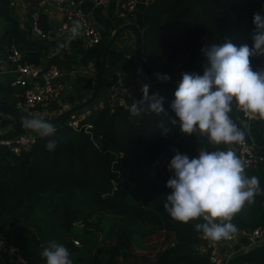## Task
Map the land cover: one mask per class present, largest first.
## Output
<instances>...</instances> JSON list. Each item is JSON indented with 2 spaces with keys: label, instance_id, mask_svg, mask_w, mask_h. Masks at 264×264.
I'll list each match as a JSON object with an SVG mask.
<instances>
[{
  "label": "trees",
  "instance_id": "obj_1",
  "mask_svg": "<svg viewBox=\"0 0 264 264\" xmlns=\"http://www.w3.org/2000/svg\"><path fill=\"white\" fill-rule=\"evenodd\" d=\"M69 1L79 3L96 24L105 23L92 0ZM262 9L264 0H150L140 16L145 72L170 77L203 73L201 49L227 39L251 47L253 16L264 15ZM38 28L57 30L44 17ZM72 40V49L83 54L82 41ZM250 63L254 71L264 69V56L251 57ZM178 84H147L150 96L164 97L165 113L134 117L130 110L105 109L89 119L91 136L60 121L53 135H37L35 144L18 154L0 145V233L26 264H45L40 244L51 240L69 250L73 264H210L208 253L199 248L204 235L195 230L202 218L185 224L164 210L172 175L168 164L174 150L191 159L199 149L226 151L229 144L184 134L171 122ZM142 85L134 83L130 108L142 98ZM19 97L23 104L21 89ZM49 140L56 142L52 151L45 147ZM245 175L257 177L264 189V159L245 169ZM231 223L234 233L263 226L264 193L245 203ZM225 264H264V247L232 255Z\"/></svg>",
  "mask_w": 264,
  "mask_h": 264
},
{
  "label": "clouds",
  "instance_id": "obj_2",
  "mask_svg": "<svg viewBox=\"0 0 264 264\" xmlns=\"http://www.w3.org/2000/svg\"><path fill=\"white\" fill-rule=\"evenodd\" d=\"M253 25L251 47L247 44L237 47L230 39L205 46L201 49L206 58L203 75L181 73L170 108L175 113L171 122L178 124L184 134L206 135L209 143L215 145L241 141V133L229 115L233 105L246 116L264 120V69L254 71L250 63L251 57L264 56V15L261 12L254 13ZM154 75L162 82L170 80L167 74ZM141 91L142 98L131 105V116L165 113L164 97L158 93L150 96L147 84L142 85ZM22 127L41 137H49L56 131L51 123L39 118L25 119ZM45 147L52 151L56 142L49 140ZM174 151L168 164L172 175L166 184L170 191L164 210L174 220L185 224L202 218L203 223L196 224L195 230L209 240L230 238L236 231L231 223L233 216L245 203H253L256 195L264 193L258 178L245 175L244 161L231 150L199 149L198 156L191 159ZM40 255L45 264H73L69 250L55 240L49 241Z\"/></svg>",
  "mask_w": 264,
  "mask_h": 264
},
{
  "label": "crops",
  "instance_id": "obj_3",
  "mask_svg": "<svg viewBox=\"0 0 264 264\" xmlns=\"http://www.w3.org/2000/svg\"><path fill=\"white\" fill-rule=\"evenodd\" d=\"M39 2V0H0V101L31 118L48 120L75 104L85 102L91 96L104 45L117 28L125 23L135 24L140 28L142 8L139 7L134 15L124 21L116 16L121 0H108L107 4L101 7L105 23L103 25L95 23L101 35V44L79 54L72 49L73 40L66 34H54L49 40H41L34 34L31 17L37 11ZM45 4L44 9H39V18L44 17L53 27H58L63 20L62 14L58 13L54 4L48 1ZM127 42L128 38L124 36L120 43L111 49L106 68L108 75L106 84L116 80L140 82L134 69V51L126 47ZM9 46L19 51L22 62L35 66L41 74L52 66L63 72L67 91L59 102L49 103L31 111L23 109L19 102L20 89L11 86L17 74L14 66L7 59ZM8 92L10 94L8 98L4 97ZM105 96L103 88L98 98ZM238 116L235 115L248 142L256 151L264 154V121H251L246 124ZM31 132L33 133L31 130H25L22 122L13 115L0 110V143L5 140L12 141L20 135ZM7 264L19 263L10 257Z\"/></svg>",
  "mask_w": 264,
  "mask_h": 264
},
{
  "label": "built area",
  "instance_id": "obj_4",
  "mask_svg": "<svg viewBox=\"0 0 264 264\" xmlns=\"http://www.w3.org/2000/svg\"><path fill=\"white\" fill-rule=\"evenodd\" d=\"M39 1L37 11L31 17L33 23L32 30L39 39L49 40L54 34H66L71 39L81 40L82 48L85 51L92 50L100 45L101 35L92 16L81 11L79 3H74L69 0H51L58 13L62 14L63 20L58 25L55 33H43L38 28L39 9H44L46 7L45 2L48 0ZM92 1L96 7H102L108 2V0ZM149 1L121 0L116 16L118 19L126 21L137 12L139 7L144 9L149 4ZM7 59L15 68L17 75L11 86L22 90V106L24 110L31 111L49 103L59 102L66 93L67 86L63 81V72L59 68L52 66L44 74H41L35 66L22 62L19 51L12 47L9 48ZM134 88V83L126 81L116 80L109 82L104 88L105 98H97L91 106L69 116L65 121V126L75 132H83L91 136L90 130L93 126L89 123V119L93 113L105 109H108L111 113L118 110L129 111V101ZM232 110L246 124L251 121H264L259 117L246 116L235 105H233ZM234 119L238 122L236 117ZM53 126L55 127V125ZM37 135L36 132L25 133L12 141L5 140L0 145L11 148L13 153L18 154L22 149H30L35 144ZM241 136L242 140L229 144L227 150L235 152L244 161L245 169L255 167L264 159V156L256 151L242 134ZM112 185L115 189L116 184L114 181ZM203 239L204 245L199 248L201 251L208 253L210 264H225L232 255L246 252L255 247H264V225L250 232L241 231L239 233H233L228 239L212 241L205 236H203ZM74 244L76 246L79 245L77 241H74ZM10 257L17 260L19 264H26L15 248L9 245L6 236L0 233V264H7V260Z\"/></svg>",
  "mask_w": 264,
  "mask_h": 264
},
{
  "label": "water",
  "instance_id": "obj_5",
  "mask_svg": "<svg viewBox=\"0 0 264 264\" xmlns=\"http://www.w3.org/2000/svg\"><path fill=\"white\" fill-rule=\"evenodd\" d=\"M48 1L49 3L53 4L51 0H48ZM124 36H127L128 38L126 47L131 48L134 51V69H135L136 77L140 80V82L143 84H153L156 82H162L158 80L155 75L147 74L143 68L141 29L135 24L125 23L121 25L119 28H117V30L114 32L113 35L110 36V38L108 39V41L103 47L99 67L97 70V77H96V81H95L91 96L85 102L75 104L71 106L69 109H67L65 112L61 113L60 115L52 119L43 120V121L51 123L52 125H56L60 121H66L69 118V116L73 115L74 113H78L86 109L87 107L91 106L97 100L101 88L105 87L107 83L108 75L106 73V68L108 64L109 53L115 45L120 43V41L122 40ZM138 70H139V73H138ZM197 74L203 75V73H197ZM181 79H182L181 75L176 76V77H170V80L167 83L180 82ZM0 110L13 115L15 118H17L22 123L25 119H32L26 114L19 112L17 110H14L13 108L5 105L1 101H0ZM229 115L233 119V123L235 124L237 130L243 135V137H245L240 124L237 122V120L234 119L231 112ZM261 155L264 156V154H261Z\"/></svg>",
  "mask_w": 264,
  "mask_h": 264
},
{
  "label": "rangeland",
  "instance_id": "obj_6",
  "mask_svg": "<svg viewBox=\"0 0 264 264\" xmlns=\"http://www.w3.org/2000/svg\"><path fill=\"white\" fill-rule=\"evenodd\" d=\"M234 114L236 115V116H238L237 115V113L234 111ZM46 244V243H45ZM44 244V242H43V244H40L41 245V248L43 249V248H45L47 245H45ZM131 262L130 261H128V262H123L122 264H130Z\"/></svg>",
  "mask_w": 264,
  "mask_h": 264
}]
</instances>
